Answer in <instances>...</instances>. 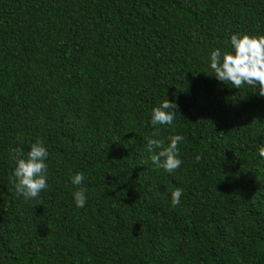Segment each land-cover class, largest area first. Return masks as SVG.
<instances>
[{
  "label": "trees",
  "instance_id": "16d2710c",
  "mask_svg": "<svg viewBox=\"0 0 264 264\" xmlns=\"http://www.w3.org/2000/svg\"><path fill=\"white\" fill-rule=\"evenodd\" d=\"M233 32L264 35V0H0V264H264V96L208 66ZM164 99L172 173L146 147ZM37 139L25 199L9 153Z\"/></svg>",
  "mask_w": 264,
  "mask_h": 264
},
{
  "label": "clouds",
  "instance_id": "9594fccd",
  "mask_svg": "<svg viewBox=\"0 0 264 264\" xmlns=\"http://www.w3.org/2000/svg\"><path fill=\"white\" fill-rule=\"evenodd\" d=\"M231 50L214 47L209 53L208 66L217 80L230 82L232 87L239 89L242 85L255 87L258 94L264 96V35H250L248 33L233 32L229 37ZM178 105L169 99L161 100L153 106L150 112V123L154 126L153 134L146 138L149 159L157 168H163L169 173L179 168L183 163L179 144L184 140L180 133L169 134L158 138V126H174L173 122L178 114ZM264 155V147L260 149ZM10 157L15 161L13 170L14 185L18 195L25 199L37 197L48 187L49 152L42 140L31 143L26 155L22 149H10ZM199 161V153L195 155ZM85 179L83 172H76L71 176L73 185H81L73 192L76 207L84 208L87 200L86 189L82 186ZM183 189L176 187L171 191L173 206L180 203Z\"/></svg>",
  "mask_w": 264,
  "mask_h": 264
}]
</instances>
